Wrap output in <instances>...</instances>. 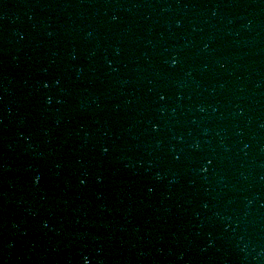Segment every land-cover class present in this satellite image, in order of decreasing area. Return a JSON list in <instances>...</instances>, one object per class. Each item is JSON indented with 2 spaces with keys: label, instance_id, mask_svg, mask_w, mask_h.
Wrapping results in <instances>:
<instances>
[{
  "label": "water",
  "instance_id": "water-1",
  "mask_svg": "<svg viewBox=\"0 0 264 264\" xmlns=\"http://www.w3.org/2000/svg\"><path fill=\"white\" fill-rule=\"evenodd\" d=\"M152 0H0V264H34Z\"/></svg>",
  "mask_w": 264,
  "mask_h": 264
}]
</instances>
